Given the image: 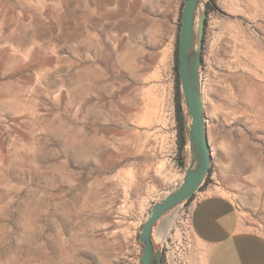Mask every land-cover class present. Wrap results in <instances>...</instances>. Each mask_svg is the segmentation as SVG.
<instances>
[{
    "label": "rangeland",
    "instance_id": "1",
    "mask_svg": "<svg viewBox=\"0 0 264 264\" xmlns=\"http://www.w3.org/2000/svg\"><path fill=\"white\" fill-rule=\"evenodd\" d=\"M183 2L0 0V264H140L150 207L184 173L172 73ZM214 3L201 189L264 235V0ZM80 134L100 142L89 156ZM153 236L166 264H204L189 202Z\"/></svg>",
    "mask_w": 264,
    "mask_h": 264
},
{
    "label": "water",
    "instance_id": "2",
    "mask_svg": "<svg viewBox=\"0 0 264 264\" xmlns=\"http://www.w3.org/2000/svg\"><path fill=\"white\" fill-rule=\"evenodd\" d=\"M205 22V0H184L178 36V71L185 101L189 161L181 182L150 207L138 236L142 244L140 264H162V251L155 247L154 225L197 191L210 167L211 152L206 132L199 69Z\"/></svg>",
    "mask_w": 264,
    "mask_h": 264
},
{
    "label": "crops",
    "instance_id": "3",
    "mask_svg": "<svg viewBox=\"0 0 264 264\" xmlns=\"http://www.w3.org/2000/svg\"><path fill=\"white\" fill-rule=\"evenodd\" d=\"M190 229L204 264H264V235L247 226L227 196L207 186L189 201Z\"/></svg>",
    "mask_w": 264,
    "mask_h": 264
},
{
    "label": "trees",
    "instance_id": "4",
    "mask_svg": "<svg viewBox=\"0 0 264 264\" xmlns=\"http://www.w3.org/2000/svg\"><path fill=\"white\" fill-rule=\"evenodd\" d=\"M205 3H206V22H207V16L209 12H211L215 8V3L214 0H207L205 1ZM182 8H183V3H182ZM180 17H181V13L179 15V27H180ZM178 36H179V29L176 34L175 46L173 51V67H172L173 93H174L173 100H174L177 160L179 166L183 170H185L188 164L189 150H188V135L185 125V121H186L185 101L181 91L179 71H178ZM210 171H211V167H209L208 173L202 185L198 189H201L207 183ZM193 195L194 194H192L184 202H189L192 199ZM139 244L142 246L140 242ZM162 264H166L164 253H162Z\"/></svg>",
    "mask_w": 264,
    "mask_h": 264
},
{
    "label": "bare ground",
    "instance_id": "5",
    "mask_svg": "<svg viewBox=\"0 0 264 264\" xmlns=\"http://www.w3.org/2000/svg\"><path fill=\"white\" fill-rule=\"evenodd\" d=\"M79 138H80V144H81L80 148H81V151L84 155H88V156L91 155L92 153H94L98 149V147L100 145V142L96 138L95 135L87 136L85 134H80ZM171 218H172V216H167L160 223L161 225H160V229H159L160 230L159 234L161 235V237H163L165 231H167L168 227L170 226V222L172 220Z\"/></svg>",
    "mask_w": 264,
    "mask_h": 264
}]
</instances>
